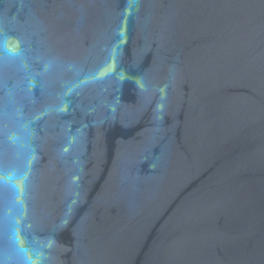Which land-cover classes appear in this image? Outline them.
I'll return each mask as SVG.
<instances>
[{
	"label": "water",
	"instance_id": "95a60500",
	"mask_svg": "<svg viewBox=\"0 0 264 264\" xmlns=\"http://www.w3.org/2000/svg\"><path fill=\"white\" fill-rule=\"evenodd\" d=\"M0 264H264V0H0Z\"/></svg>",
	"mask_w": 264,
	"mask_h": 264
}]
</instances>
